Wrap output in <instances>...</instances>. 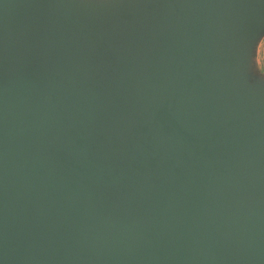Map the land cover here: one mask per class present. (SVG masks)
Here are the masks:
<instances>
[{
    "label": "water",
    "instance_id": "1",
    "mask_svg": "<svg viewBox=\"0 0 264 264\" xmlns=\"http://www.w3.org/2000/svg\"><path fill=\"white\" fill-rule=\"evenodd\" d=\"M125 6L0 0V264H264V0Z\"/></svg>",
    "mask_w": 264,
    "mask_h": 264
},
{
    "label": "rangeland",
    "instance_id": "2",
    "mask_svg": "<svg viewBox=\"0 0 264 264\" xmlns=\"http://www.w3.org/2000/svg\"><path fill=\"white\" fill-rule=\"evenodd\" d=\"M121 3H124L130 9L134 4H136L139 0H118ZM125 6V7H127ZM264 18V14H263ZM264 23V22H262ZM262 23L258 27L257 33L254 32V39L251 43L252 49H250L248 63L252 62V66L249 68V74L264 80V24Z\"/></svg>",
    "mask_w": 264,
    "mask_h": 264
}]
</instances>
